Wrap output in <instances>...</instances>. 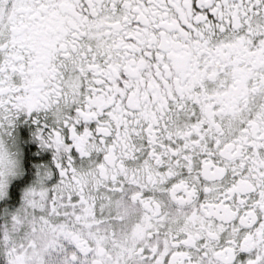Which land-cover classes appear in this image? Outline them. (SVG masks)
Wrapping results in <instances>:
<instances>
[{"label": "snow or ice", "instance_id": "snow-or-ice-1", "mask_svg": "<svg viewBox=\"0 0 264 264\" xmlns=\"http://www.w3.org/2000/svg\"><path fill=\"white\" fill-rule=\"evenodd\" d=\"M0 264H264V0H0Z\"/></svg>", "mask_w": 264, "mask_h": 264}]
</instances>
